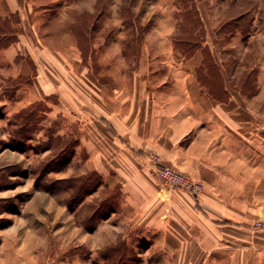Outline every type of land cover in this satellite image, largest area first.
Listing matches in <instances>:
<instances>
[{"label": "crops", "instance_id": "obj_1", "mask_svg": "<svg viewBox=\"0 0 264 264\" xmlns=\"http://www.w3.org/2000/svg\"><path fill=\"white\" fill-rule=\"evenodd\" d=\"M0 1L9 17L21 19L18 0ZM25 36L2 48L0 58L22 77L28 68L18 57L31 59L34 85L19 88L14 103L0 101L6 107L0 138L7 140L20 112L47 102L42 125L68 117L78 126L75 153L84 156L82 170L96 173L100 188L118 193L119 207L103 227L144 236L151 250L165 255L164 264H264V230L251 229L254 220H264V82L224 81L225 98L214 99L198 80L200 52L190 58L179 52L187 66L165 73L103 67L93 81L87 68L62 61L78 58L75 38L71 43L69 36L62 51ZM45 63L53 80L44 74ZM152 155L201 182L203 192L192 195L152 180Z\"/></svg>", "mask_w": 264, "mask_h": 264}, {"label": "rangeland", "instance_id": "obj_2", "mask_svg": "<svg viewBox=\"0 0 264 264\" xmlns=\"http://www.w3.org/2000/svg\"><path fill=\"white\" fill-rule=\"evenodd\" d=\"M18 1L21 19L9 17L0 1V36L6 35L0 53L20 34L31 40L35 35L42 45L62 51L70 45V36L71 43L75 38L78 58L62 61L87 68L93 81L103 67L105 71L145 67L165 73L170 66H187L173 44L176 37L187 35L179 0ZM188 3L202 22V46L217 62L214 80L233 83L240 77L239 82H264V0ZM239 15H246L243 29L216 33L221 22ZM122 53L134 58L122 59ZM21 60L27 77L8 72L9 65L0 58V101L14 103L19 88L34 85L35 64L24 56L18 57ZM45 64L44 74L53 80V69ZM4 106L0 105V119ZM46 111L47 102L31 105L17 115L7 140L0 138V264H164L165 255L151 250L144 236L102 226L119 207L118 193L100 188V177L82 170L84 156L75 153L78 126L64 116L42 125ZM154 156L158 155L150 157L149 168ZM256 221L264 220H254L252 230ZM111 223L115 227V221Z\"/></svg>", "mask_w": 264, "mask_h": 264}, {"label": "trees", "instance_id": "obj_3", "mask_svg": "<svg viewBox=\"0 0 264 264\" xmlns=\"http://www.w3.org/2000/svg\"><path fill=\"white\" fill-rule=\"evenodd\" d=\"M179 3L180 5H182V8L184 10L182 15V22L187 26V28H185V32L187 35L176 37L173 41V44L185 55L186 58L192 57L197 52L201 53L203 59L202 64L197 72L198 80L201 84L206 86L208 94L211 97L217 100L224 99L225 92L222 82L219 83L218 81L216 82L214 80L215 76L213 72L217 71V62L214 58H212V56H210V53L207 52L206 46H202V39L204 36L201 19L198 15L193 13L194 9L192 8V6H189L188 0H179ZM245 18L246 15H239L233 19L222 22V24L219 25L216 33L220 34L224 33L225 31L231 33L233 31L239 30V28L243 29L242 27L245 25H242V21H245ZM91 25H94V21ZM2 36H0V41H2L3 38L6 37L5 34H2Z\"/></svg>", "mask_w": 264, "mask_h": 264}, {"label": "built area", "instance_id": "obj_4", "mask_svg": "<svg viewBox=\"0 0 264 264\" xmlns=\"http://www.w3.org/2000/svg\"><path fill=\"white\" fill-rule=\"evenodd\" d=\"M148 175L159 184L176 188L193 195L201 193L204 189L202 183L194 181L175 168L162 166L158 156L152 158ZM252 228L255 230H264V221H256L253 223Z\"/></svg>", "mask_w": 264, "mask_h": 264}]
</instances>
